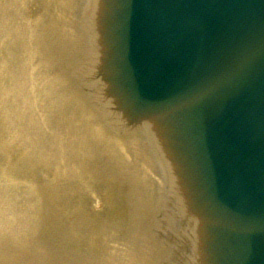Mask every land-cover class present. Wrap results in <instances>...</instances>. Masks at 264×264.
<instances>
[{
  "label": "water",
  "instance_id": "water-1",
  "mask_svg": "<svg viewBox=\"0 0 264 264\" xmlns=\"http://www.w3.org/2000/svg\"><path fill=\"white\" fill-rule=\"evenodd\" d=\"M112 106L147 124L198 264H264V0H95Z\"/></svg>",
  "mask_w": 264,
  "mask_h": 264
},
{
  "label": "rangeland",
  "instance_id": "rangeland-1",
  "mask_svg": "<svg viewBox=\"0 0 264 264\" xmlns=\"http://www.w3.org/2000/svg\"><path fill=\"white\" fill-rule=\"evenodd\" d=\"M44 3L38 40L37 0H0V264H141L161 185L151 152L137 132L127 154L115 146L84 81L64 74L79 43ZM90 112L104 133L85 127Z\"/></svg>",
  "mask_w": 264,
  "mask_h": 264
},
{
  "label": "bare ground",
  "instance_id": "bare-ground-1",
  "mask_svg": "<svg viewBox=\"0 0 264 264\" xmlns=\"http://www.w3.org/2000/svg\"><path fill=\"white\" fill-rule=\"evenodd\" d=\"M44 1L48 8L50 0ZM38 3L39 0H37L33 22L35 37L38 35L39 40L42 32L41 11ZM57 4L59 10H57V21L63 27L58 30L65 35L68 42L79 43L76 56L65 62L64 74L73 75L76 78L74 79L76 84L78 79V81H84L78 88L84 91L85 100L105 123V127L111 133L110 138L119 151L127 154V142L123 140L126 134L137 132V135H141L143 140H135V142L142 143L143 151L146 152L148 149L151 152L148 168L156 182L159 180V184L161 183L156 195L157 209L149 217L151 223L146 232L144 256H135L132 260L139 261L141 264H198L197 220L166 162L154 132L147 124L131 122L123 117L112 106L107 96L101 72L95 0H57ZM60 13L64 17V24ZM46 18L49 19V16ZM50 26L48 20L44 25V32L49 44L51 43ZM84 116V125L91 132L98 134L105 131L103 124H99V121L90 123L89 119L96 120L93 113H86ZM145 167H147L146 163ZM152 240H157V247Z\"/></svg>",
  "mask_w": 264,
  "mask_h": 264
}]
</instances>
